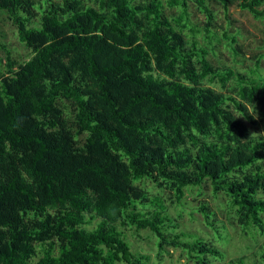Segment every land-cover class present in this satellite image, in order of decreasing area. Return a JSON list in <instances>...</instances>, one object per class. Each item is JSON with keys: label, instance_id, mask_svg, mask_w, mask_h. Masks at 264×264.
I'll return each instance as SVG.
<instances>
[{"label": "trees", "instance_id": "obj_1", "mask_svg": "<svg viewBox=\"0 0 264 264\" xmlns=\"http://www.w3.org/2000/svg\"><path fill=\"white\" fill-rule=\"evenodd\" d=\"M234 5L264 19V0H0L30 52L0 42V264H148L124 228L149 231L158 260L211 264L220 249L176 232L160 195L179 205L206 181L264 234L262 57L248 72L209 60L212 6ZM228 264H264V243Z\"/></svg>", "mask_w": 264, "mask_h": 264}, {"label": "rangeland", "instance_id": "obj_2", "mask_svg": "<svg viewBox=\"0 0 264 264\" xmlns=\"http://www.w3.org/2000/svg\"><path fill=\"white\" fill-rule=\"evenodd\" d=\"M212 9L220 28L218 29V41L214 42L215 55L209 57L210 62L215 66H229L241 72H248L250 68H253L254 57L261 56L258 71L264 78V19L255 18L250 12L241 10L236 5L229 7L226 14L218 6H212ZM189 12L194 27L199 28L205 16L193 7ZM166 13L169 14L170 11L166 10ZM222 31H226L228 38H236V44L240 48L239 56L233 55L228 47L229 40L222 36ZM185 34L189 38L192 36L191 31H186ZM200 37V34L196 36L198 40ZM0 42L11 50L13 57L19 62L29 58L30 52L18 41L16 28L9 21L7 13L3 11H0ZM258 110L257 108L256 111ZM261 128L260 126L251 127L250 132L264 135ZM141 183L150 189L151 194L158 193L148 181ZM160 195L166 201L168 215L174 219V224H177L176 232L194 234L210 241L220 249L223 259L212 260L211 264H228V261L232 259L249 257L264 243V234L252 228L243 229L238 226L225 195L223 193L213 194L207 181L202 186L188 189L179 205L169 203L165 192ZM200 203H204L213 213L217 231L204 225L201 214L196 210ZM262 219L264 221V214H262ZM123 233L133 251L147 254L150 257L148 264H192L178 249H169V254H163L160 260L156 259L155 237L149 231L136 232L124 228Z\"/></svg>", "mask_w": 264, "mask_h": 264}]
</instances>
